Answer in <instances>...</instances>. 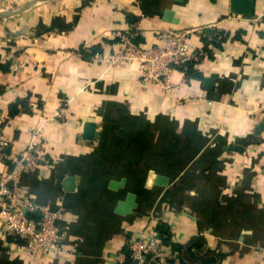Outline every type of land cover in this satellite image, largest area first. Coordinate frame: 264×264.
I'll use <instances>...</instances> for the list:
<instances>
[{
    "label": "crops",
    "instance_id": "crops-1",
    "mask_svg": "<svg viewBox=\"0 0 264 264\" xmlns=\"http://www.w3.org/2000/svg\"><path fill=\"white\" fill-rule=\"evenodd\" d=\"M4 11L0 138L21 151L42 127L45 159L22 189L68 218L63 253L33 258L0 238V264H133L128 243L145 230L166 255L148 264H264V0L251 15L231 0H0ZM135 23L145 46L163 45V27L219 35H194L200 75L175 71L168 92L138 61L94 59ZM8 165L0 155V180ZM130 193L136 206L119 212Z\"/></svg>",
    "mask_w": 264,
    "mask_h": 264
},
{
    "label": "built area",
    "instance_id": "built-area-1",
    "mask_svg": "<svg viewBox=\"0 0 264 264\" xmlns=\"http://www.w3.org/2000/svg\"><path fill=\"white\" fill-rule=\"evenodd\" d=\"M207 29L163 27L157 32L163 45L145 46L139 41L143 33L135 23L117 35V50L97 51L94 59L105 60L108 67L138 61L144 66L145 81L159 83L166 91L172 92L173 73L179 71L184 79H191L188 74L190 65L193 63L199 71L197 62L206 54L203 48L193 46L191 40L194 35L209 41L219 35ZM61 112H57L56 116L61 115ZM31 133L30 142L21 151L8 152V142L0 138V155L12 164L8 165L0 180V238L13 237L18 252L33 258H43L53 251H65L66 231L63 222L68 218V213L64 207L55 210L37 203L22 189L23 173L39 171L45 159L42 127ZM161 244L162 240L154 230L136 234L128 243L133 264H148L150 259L162 255L164 259L166 255Z\"/></svg>",
    "mask_w": 264,
    "mask_h": 264
},
{
    "label": "water",
    "instance_id": "water-1",
    "mask_svg": "<svg viewBox=\"0 0 264 264\" xmlns=\"http://www.w3.org/2000/svg\"><path fill=\"white\" fill-rule=\"evenodd\" d=\"M231 5H232V11L233 13L236 14H243V15H251L254 12V8H255V0H231ZM12 13L11 11H4L1 12L0 15L2 14H10ZM172 14L173 12L170 11L168 12V19L171 20L172 19ZM215 82V79L212 77H207L206 79V84L209 86H212ZM90 130L89 133L87 134L88 137L92 138L93 135L95 134L94 132V124L93 123H89L88 124ZM264 127V124L261 125V128ZM234 149H238L241 150L243 149L241 146H235L233 147ZM167 182L166 177L164 176H158L157 179V183L158 184H165ZM136 195L134 193H130L128 195V198L126 199V201H123L120 203L119 212L122 213H126L129 211H132L133 207L136 206V201H135Z\"/></svg>",
    "mask_w": 264,
    "mask_h": 264
},
{
    "label": "trees",
    "instance_id": "trees-1",
    "mask_svg": "<svg viewBox=\"0 0 264 264\" xmlns=\"http://www.w3.org/2000/svg\"><path fill=\"white\" fill-rule=\"evenodd\" d=\"M141 40H143V37L141 36V37H139V41L142 43V41ZM188 74L191 76V77H197V76H199L200 75V72L197 70V69H195L194 68V64L192 63L191 65H190V70H189V72H188ZM20 101H22V102H20L23 106L25 105V101L24 100H21L20 99ZM18 104L16 103V104H14L13 106H12V109H11V112L12 113H16V112H19V108H18ZM11 239H14L13 237H10ZM15 240V239H14Z\"/></svg>",
    "mask_w": 264,
    "mask_h": 264
}]
</instances>
